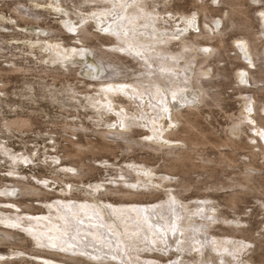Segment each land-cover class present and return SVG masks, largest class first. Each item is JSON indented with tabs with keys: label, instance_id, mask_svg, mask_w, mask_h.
<instances>
[{
	"label": "bare ground",
	"instance_id": "bare-ground-1",
	"mask_svg": "<svg viewBox=\"0 0 264 264\" xmlns=\"http://www.w3.org/2000/svg\"><path fill=\"white\" fill-rule=\"evenodd\" d=\"M7 1L10 0H0V2L6 3L8 5L9 3ZM13 1H16L14 2L15 8L13 9V12L15 13L16 17H18L19 21H22L25 24L31 23L40 26L42 25V22L47 24L46 17L36 11L33 6H29L26 3L27 1H31L32 3H34L38 0ZM113 1L114 0H86V2L89 4H103L102 6L104 10V17L114 13V11L108 10L111 6L110 3L115 7L117 6L116 2ZM130 1L119 0L120 5H118L117 7L118 9H120L124 6L126 10L129 11L125 13L128 19L123 22L122 25L115 24L114 29L110 30L107 35L101 36L98 31H93L89 27L90 25L88 26V19H84L79 26L78 23H72V27H69L73 32L78 31V34L74 36V39H81L89 48L95 51L94 58L96 59L97 63H95V61L90 62L86 59V55L91 52L87 49L84 50L80 47L79 49L72 48V50L69 52L62 46H59L58 49H60V51H64L63 57L62 53H58V51L57 54L54 53V55H52V51L56 52V49L54 48H52L51 51L50 48L42 49L47 52L50 51V55H52L53 59L51 61L50 59H48V61L46 62L47 64H53V66L51 67H27L23 64L18 63L14 59H8L5 61L9 65H11L9 69L2 68L0 64V75L5 76L11 73L24 74L36 72L37 74L41 75V78L51 77L54 82L62 81L64 78L68 80V78L73 76L75 77L74 79L78 80L79 82L85 83L87 86H96L101 88L100 92L104 95V97L107 100H110L109 102L112 101L113 108L110 107V110L112 112H118V116L124 117L123 114L126 112V114L128 113L129 117H131V119H134V121H146V124H141L139 122L130 123V119L123 120L127 124L130 123L129 126H126V131L124 130V128L123 130H120L121 127L120 129H118L117 125L110 126L109 124L105 130H91V128L86 126L84 122H82V124L80 125L76 121L74 122V120H76L74 118L73 122H70L66 119L67 116L69 117V115L65 116L66 122L62 120V124L60 126L64 131H66V133H69L70 135H80L81 132H87L91 130L92 134L84 135H86L87 137L97 136V140L92 141L88 139L86 140V142H81L79 140L75 141L72 138L66 139V141H69L70 144L68 148H66L71 149V151H69V153L67 152V157L66 155L65 157L69 159V165H72L74 168H76L72 169V171L77 170V173L69 172L67 174V176H69V180L66 181V189H63L61 191V194L66 195L70 193L71 196L74 195L72 191H70V189L78 185V183H75L76 181H80V184H82L83 187L84 185L89 184L84 183V181H86L85 179H88V177H92L90 173H94L97 168L85 162V159L91 160V157L94 158L95 155L100 156V154L102 155L103 153L115 154L117 148H122V150L129 155L130 151L134 153L136 151V148L139 147L140 150L150 149V151L153 150L155 152H161L162 155H159V157H162V159L165 160L163 167L167 170L166 172L169 175H172L178 171H181L185 174V177H182L183 179L179 182V185L181 187L180 191L172 192L171 187H173V184L164 185V188L170 187L168 191H166L168 195L176 194L182 199V195H184V193L186 192L188 193V191L191 190V186H196L197 184L201 185L203 183L206 184L204 186V192L209 189L213 190V192H218L219 190L222 191L226 189V191H224L228 196H226L225 200L227 204L229 203L228 205L232 207H237V205H239V201L244 202L243 200L247 199L245 197H248V195L258 197L259 199H261L262 197L264 198V53L260 51L261 46L262 48H264V20L260 19V27L262 29L256 31L254 29V26L252 25L254 23V20L252 21L253 18L249 13L250 7H246L244 0H221L222 4H225L230 8V12L228 13L227 17H223L224 19H222L224 28L218 31V29H215L216 26L213 27V24L211 25L214 17L212 13L217 10L213 9V7H210L209 4L206 3V1L202 0L203 2L200 3V5L195 6L196 10H199V14L201 16V19L203 20L204 27L202 29V32L196 35V33H194L193 31L194 35H190L189 37L184 38V40L178 42L176 38L164 35V31L162 33L154 31V28L151 29L152 32L138 31L143 28H149L150 26L153 27L154 21L152 20H156L161 14L160 9H156L157 5H153V7L150 8V5L148 3L150 1L152 3H155V1L157 0ZM179 1L181 2V0ZM159 2L160 1H158V3ZM194 3L197 4V1L194 0ZM118 9H116V11ZM95 16L97 19H100L102 21V18H100L102 15L95 14ZM67 18L68 17H62V23H64ZM185 21L186 20H184V22ZM68 26L69 24L67 25V27ZM120 26H122V29H120ZM129 26L137 32H134L132 33V35H130V33H122L117 31L126 30L125 28H128ZM0 27L3 29L8 28L4 25H0ZM156 29H158V27H156ZM45 31H47L49 35L48 37L39 35V38L42 39V41L52 40L54 33L62 32L61 30L53 26H47ZM158 31H160V29H158ZM234 32H241L243 34L244 37H242L241 40L246 41V43L250 44L252 52L251 56L254 58L252 59L254 63H250V61H248L246 65L238 64L237 68L235 69L236 73L235 71H231L228 67H220L219 65L221 62H225L222 61L224 57H228V60H234V62H232L231 64H236V61L239 60H243L242 62L244 63L245 54H243V52L234 50L236 51L235 56H231L229 54V48H231L232 45H229V41L225 36H227L229 33ZM18 36L19 34H10L11 39L20 38ZM6 38L7 36L4 35L0 30V51L2 52L10 49V45L4 42L6 41ZM94 39L100 42L99 46L108 45L110 47L108 48V50L97 48L96 44L94 43ZM190 39H194V41H190ZM186 40L190 41L192 46L188 43L186 44ZM236 40L238 41V39ZM196 45H198V47L205 46L207 53L202 49L200 51L192 49V47H196ZM128 46H130L131 48H139L141 49V51L149 52V55L145 56L146 61L144 63V70L130 65L129 61H126L128 55L124 56L122 54H124V48ZM207 46H211L212 49H210V51L212 50V52L209 51V48ZM200 52L203 53L200 54ZM5 56V53H3L0 57ZM199 58L200 60H198ZM216 58L218 63L217 61L214 62V59ZM27 60L29 59L26 58L24 61ZM134 60L138 62V59ZM66 65L67 67L65 68ZM194 66L196 67V69H194V77H192L191 80L190 77L182 75V73L186 74V70L193 71L192 68ZM234 66L236 67V65ZM79 70L80 74L84 77L82 79L76 78V72ZM181 71L182 73H180ZM246 73H248L250 76V83H248V81H244L247 77ZM43 74L45 75L44 77L42 76ZM130 77H134V79H129ZM231 78L236 79V81L232 83L238 85L239 94L243 95L246 94V92L255 93V95H253V98L256 105H259V107L258 109L255 107L254 112L257 116L259 113V126L257 125L254 129L258 131V137L256 135H249L244 128L246 120L252 122L256 121V118L255 120H251L248 115L244 114H242L241 117H238L237 120H232V123L229 124V127H227L224 131V137L218 136V134L216 136L213 131H211L210 129H205L202 126L200 118L204 115L203 106L208 107L210 105V103L207 101L208 99L209 101H212L214 105H221L222 101L224 100L222 96L224 94L222 87L225 86V84L221 82V79L227 81ZM85 79L90 80L87 81ZM91 79L95 80L91 81ZM132 82H134V84ZM244 83H246V85H244ZM130 84H133L137 87L132 88L130 87ZM126 87L127 89L132 90L130 93L134 94V96L137 94L136 96H138L140 100H143L144 103H140V105H138L139 102L136 103V100H134L133 102L130 101L129 103L117 100V97L119 98L118 95L125 94V91L123 89H126ZM189 87H192L191 89H194L195 92L200 93V95L202 96L203 106L192 107L193 104H186L187 110H182L184 108V105H180L182 106V109L180 108L177 110L174 109V107L176 106L174 105V107H172L174 112L172 113L170 119H168V121H170V128H168V130L164 133V127H166V125H164L166 124V117H160V113L157 111L155 112V110L152 109V106L157 107L158 109L159 107L156 103H151L148 93L150 92L157 99V101L162 104V95H167L168 97L169 95H173L174 97L176 95V97H178V95L182 94ZM261 94L262 97H258V95ZM58 98L59 97L57 95L55 97H52L53 101L57 100ZM250 98V96L246 95V102H244V100L241 101V103L244 102V104L240 107H244V109H246V113H250V111L252 110V100ZM144 99H146V101H144ZM74 100L76 101L75 96ZM147 101L151 104L149 113L148 111H146V109H144V105H146V107H149V105L146 103ZM116 102H118V104H116L118 106L114 105V103ZM94 103H97V99ZM132 103H134V105ZM141 105L142 109L138 107ZM64 106L65 105H63V108ZM72 107L77 108V106L75 105H72ZM134 107H138L140 111L136 109V113H132L131 111L135 110ZM172 109L170 110L172 111ZM67 112L68 111H65V113ZM31 113L34 112H30L29 114ZM152 113H154V115H152ZM138 115L142 117V120L138 119ZM31 116H24L20 113H17V117H15L14 119H7L3 127L8 131H30V129L33 128L32 126L35 125ZM75 117L81 119L80 115L78 114H76ZM92 117L96 116L92 115ZM227 117L230 120L232 119V115H228ZM101 119L102 117H100V120ZM137 126H142L144 129L148 130V133H146L147 136L144 139H136V135L138 132L132 127ZM176 127H178V129ZM244 135L246 137L245 139H247V142L243 138ZM138 136L139 135H137V137ZM141 136L143 135L141 134ZM237 138L240 139V142H237ZM162 141H166V143H169L170 145L163 144ZM121 143H124V147L120 146ZM182 143L186 145L185 148H183L184 146L182 147L180 145ZM207 144L218 149V156L215 159H212L209 154L205 155L202 152L198 153L200 149H198V147H201L202 145L205 147ZM219 147H228L229 149L220 150ZM245 148L249 149V153L245 154V156H249L250 160L248 163L246 162V160L239 162L238 158L235 157V155H239L238 151L240 149ZM147 158L150 159V157ZM262 158L263 161L260 162V159ZM230 162L231 164H229ZM226 164L228 165V168L230 165L235 168H231L232 170L229 168L232 171L233 175H225L226 173H223L224 170L222 169V166ZM146 166L148 167V165ZM194 169L202 171L201 174L206 175L205 179L201 181L198 180L190 182V177L188 175ZM224 169L226 171L227 168ZM13 170L14 171H10V173H13V176H17V178L13 181L14 184L11 188H9L8 185H6V187L8 188L0 187V195L1 197H4L3 199H0V204L14 205L16 207L15 204L18 202L15 199H9L8 197L10 193L12 194L14 192L13 190L19 191L22 196L46 195L41 188L23 181V175H21V173L18 172L17 169L13 168ZM58 170L59 168H56V171ZM123 170H125V168L121 167L120 171ZM134 171L136 172V174H139V172L141 171L147 172L145 171V168L142 169L140 167ZM64 173H66V170H64ZM130 173L131 172L127 171L125 173L119 174L115 180L110 181V185L106 183L92 185V187H96V189H93L90 185H88V187H86V189H88V192H85V196L90 197L98 193L99 197L101 198L118 197V199H121L122 202L123 200L128 199L135 201L144 199L146 197L145 191H137L139 187H136V184L134 183L135 180H133L134 176L130 175ZM131 176L132 178L131 180H129ZM70 179L77 180L70 183ZM149 179L151 180V178ZM168 179L171 181L174 178L168 177ZM0 181H3L1 177ZM153 185L161 186V183L153 182ZM195 190L198 191V189ZM204 195H206V198H208L209 194L204 193ZM72 198L74 197H71L70 199ZM95 200L96 197H90V199H84V201L87 203L82 202L79 205H72L64 200V202H66V206L60 204L51 205L50 207H48L50 212L49 216H44L41 219H33V221H30L31 219H29L30 224H26L27 226H23V224L21 223L24 222L22 221V218H24V215L22 213H19L17 211L15 212L16 215H14L15 213H12L13 211H9L7 209L2 210L0 211V244L5 245L10 243L14 246H16L18 242L24 244L26 242V238H24L20 233L16 231V226L20 225L19 227H21L25 231V233L32 237L33 245L36 248H41V250L44 251L42 252L45 253L46 256H53L54 259L60 260V263L55 262L54 264H87L90 263L91 260H93V262L90 264H120L116 260L112 258L111 260H109V258L104 256V249H116V253H120V251H118V249L121 248L120 244H124L123 246L125 247V249H128V251H132V249L136 251H144L145 249H147L145 245L142 246V249H136L134 245H130V243H132V241L134 240L139 241L138 245H142L144 243L143 237H150L149 240L151 239L154 247L162 242V239L160 238V232L162 231V229L154 228L153 226H151V224H148V220L146 221L144 217V215H146L144 212L145 209L140 207L136 208V206L124 205V208H121L112 205V212L121 224L119 225V227L122 226L125 231H123L124 233L122 231H117L116 233H114L113 231L109 232L103 227L105 224L100 220L95 219L94 214L90 212L93 207L99 214H103V210L97 208L98 206H95ZM194 200L195 203L196 201H199V199ZM20 203L21 202L18 203L20 209L25 206L26 210L22 209L23 211H30L31 213L32 210H36V207H34L33 205L27 206L25 205V203H23V205H21ZM177 203L180 204L183 210V212L181 211L177 215L182 217L186 216V218H183L182 220L183 223L181 227L183 232L182 239H180L183 243V245L182 243L180 244L182 253L183 251H185L186 253H191L194 250L198 251L196 244L193 243L197 241V239H194L197 237H190L192 233L193 235L195 233L192 230L200 232L205 228L210 227V225H206L207 223L199 225L195 221H192V219L195 217V215H193L191 212L192 206H189L185 201L184 203L177 201ZM262 205L264 206V199ZM202 208H205L206 210L207 206L204 205L202 206ZM175 209L177 210L179 208ZM84 210L89 215L86 214L87 216H84L82 213V211ZM177 212L178 211H176V213ZM13 216H17L19 219L16 220L15 218H13ZM84 218L89 219L85 220ZM81 223H86L88 225H91V227H84V225ZM110 225L111 224H109V226ZM114 226L117 225H115L114 223ZM114 226L111 225L110 229L112 230ZM218 231H220V229ZM232 231H234V233H241L242 235L246 234L248 237L244 238H246V240L248 239V241L250 240V243H257L258 249L261 248L264 244V240H260L259 238L260 236L264 238V234L262 233L258 238H254L248 235L249 231L247 230L232 229ZM112 232L115 235H112L111 237L110 234H112ZM123 234L128 237V239H126L125 241L124 239H120V236ZM154 237H156V239H154ZM187 237H189L190 240L187 241ZM77 241L82 244V246L78 247L76 243ZM188 242L194 244L193 250H190V247L188 248ZM214 243L216 244L214 245ZM224 243L225 242L218 240L217 242L214 241L212 244L215 247L217 246V249L221 250L222 248H226L228 246L224 245ZM117 244L119 246L118 249L117 247L115 248ZM184 244H187V246H184ZM232 245L236 250L239 251H241L242 249H249L246 247L249 246L247 243H238V245L233 243ZM86 249L90 250L91 253H83ZM152 250V248L147 249V251ZM200 251H202V248L200 249ZM200 251H198V254L201 256L203 252ZM14 255L17 254L13 253L12 256ZM134 256V252H132L131 258ZM137 258L139 259L140 257ZM259 258L260 261H256L252 258V264H264V255H260ZM87 259H89L90 261H87ZM189 260V262H191L190 264H196L197 261H199L200 264L201 262L206 264V261L199 260V258L195 259V257H191ZM152 262L153 261L147 264H152ZM0 264H18V262H13V260L5 261V258L2 257V260H0ZM48 264H50V262ZM124 264H126V261H124ZM244 264H248V262H244Z\"/></svg>",
	"mask_w": 264,
	"mask_h": 264
},
{
	"label": "rangeland",
	"instance_id": "rangeland-1",
	"mask_svg": "<svg viewBox=\"0 0 264 264\" xmlns=\"http://www.w3.org/2000/svg\"><path fill=\"white\" fill-rule=\"evenodd\" d=\"M114 1L116 2L117 6L120 5L119 0ZM158 1L160 2L158 3ZM196 1L197 4L194 3V0H181V2L179 0H157L155 1V3H152L151 1L148 2L150 8L153 7V5H157L156 9H160L161 14L156 20H152L154 21L153 27L150 26L149 28H143L138 31L152 32L151 29L154 28V31H157L159 33H162L164 31V35L174 37L178 42L184 40V38L189 37L190 35H194V33H196V35L200 34L204 25L203 20L201 19V16L199 14V10H196L195 6L200 5V3H202L203 1ZM204 1H206V3H208L210 7H213V9L217 10L212 13L214 17L212 20L213 23L211 22V25L213 24V27L216 26L215 29H218V31L222 30L224 28L222 19H224L223 17H227L228 13L230 12V8L227 7V5L222 4L221 0ZM7 2L9 3L8 5L6 3L0 2V25L8 27L5 29L0 27V30L4 35L7 36L6 41L4 42L10 45V49L4 52L0 51V56L3 53H5L6 55L5 57H0V64L2 68L6 69H9L11 66L7 62H5L8 59H14L18 63L23 64L27 67H51L53 66V64H47L46 61H48V59H50L51 61L53 59L52 55H54V53L57 54L58 51V53H62V57L64 56V51H60V49H58L59 46H62L69 52L72 50V48L79 49L80 47L84 50L87 49L91 52L86 55V59L90 62L95 61V63H97L96 59L94 58L95 51L89 48L81 39H74V36L78 34V31L73 32L69 27H72V23H78L79 26L84 19H88V26L90 25L89 27L93 31H98L101 36H104L107 35L110 30L114 29L115 24L122 25L123 22L128 19L125 13L129 12L124 6L118 9L117 6L115 7L110 3L111 6L108 10L114 11V13L104 17V10L102 6L103 4L101 3L89 4L86 2V0H38L34 3H32L31 1H27L26 3L29 6H33L36 11L46 17L47 24L42 22V25L40 26L31 23L25 24L22 21H19L18 17H16L15 13L13 12V9L15 8L14 2L16 1L10 0ZM244 3L246 4V7H250L249 13L253 18L252 21L254 20V23L252 24L254 26V29L256 31H259L260 29H262L260 27V19L264 20V0H244ZM116 9L118 10L116 11ZM218 10H220L221 12ZM95 14L102 15L100 17L102 18V21L100 19H97ZM62 17H68L66 21H64V23H62ZM184 20L186 21L184 22ZM68 24L69 26L67 27ZM47 26H53L61 30L62 32L54 33L52 40L42 41V39L39 38V35L48 37L49 34L47 33V31H45ZM156 27H158L160 31H158ZM185 27H187L188 29ZM120 29H122V26H120ZM125 29L126 30L117 31L122 33H130V35H132V33L134 32H137L130 26ZM10 34H19L18 37L20 38L11 39ZM241 34V32H234L229 33L225 37L228 39L229 45H232L231 48H229V54L231 56H235L236 51L243 52V54H245L244 63L242 62L243 60H239L236 61V64H231L232 62H234V60H228V57H224L222 61L225 62H221L219 64L220 67H228L231 71H235L238 64L246 65L248 61H250V63H254V61H252V59L254 58L251 56L252 52L250 44L246 43V41L241 40L242 37H244L243 34ZM236 39H238V41ZM190 41H194V39H190ZM190 41L186 40V44L188 43L191 45ZM94 43L96 44L97 48H101L104 50H108V48L110 47L108 45L99 46L100 42L96 39H94ZM207 47L209 48V51L210 49H212L211 46ZM48 48H50V51L52 50V48H54L56 49V52L52 51V55H50V51L47 52L42 50ZM205 48V46L198 47V45H196V47H192V49L196 51H200L202 49L207 53V50ZM261 48L262 46L260 47V51L264 53V48ZM210 52H212V50ZM123 53L124 54L122 55L124 56L128 55L126 61H129L130 65L144 70V63L146 61L145 56H148L149 52L141 51V49L139 48H131L130 46H128L124 48ZM202 53L200 52V54ZM26 58H28L29 60L24 61ZM134 59H138V62H136ZM198 60H200V58ZM215 61H217V58L214 59V62ZM234 65H236V67ZM66 67L67 65L65 66V68ZM192 69L193 71L186 70V74L182 73V71L180 73H182V75L190 77L191 80L192 77H194V69H196V67L194 66ZM40 76L41 75L37 74L36 72L24 74L11 73L6 76L0 75V145H2L0 146V177L3 179L2 182L0 181V187H6V185H8V187L11 188L13 186V181L16 180L17 176H13V173H10V171H14L13 168H15L18 172L21 173V175H23V181L41 188L46 195L22 196L19 191L13 190L14 192L8 195L9 199H15L18 203L21 202V205H23V203H25V205L27 206L33 205L34 207H36V210H32L31 213L30 211H23L22 209L26 210L25 206L20 209L18 203H16V207L14 205L0 204V211L7 209L9 211H13L12 213H15L17 211L19 213H22L24 215L22 221L24 222L21 223L23 224V226H27L26 224H30L29 219H31L30 221H33V219H41L44 216H49L50 212L48 207H50L51 205L60 204L66 206V202L72 205H79L80 203L85 202L84 199L96 197L95 206H98L97 208L102 209L103 214H99L93 207L90 212L94 214L95 219H98L105 224L103 227L109 232L113 231L114 233H116L117 231H125L122 226H120V229L119 225L121 224L112 212V205L121 208H124V205L143 208L145 209L144 212L146 214L144 215L145 220H148L147 223L151 224V226H153L154 228L162 229V231L160 232V238L162 239V242L155 247L153 246L151 239L149 240L150 237H143L144 243L142 245H138L139 241L137 240H134L132 241V243H130V245H134L136 249H142V246L145 245L147 249L152 248V251H147V249H145L144 251H136L133 249L132 251H128V249H125V247L123 246L124 244H120V249H118L119 246L117 244L115 248L117 247L120 253H116V249H104V256L109 258V260H111L112 258L120 264H124V261H126V264H147L151 261H153L152 264H188L191 257L206 261V264H244V262L252 264L251 261L253 259L256 261H260L259 256L264 255V244L261 248L258 249L257 243H250V240L248 241V239L246 240V238H244L248 237L246 234L242 235L238 232L234 233L232 229L247 230L249 231L248 235L254 238H258L261 233L264 234V206L262 205L264 198L262 197L261 199H259L258 197L248 195V197H245L247 199L243 200L244 202L239 201L240 203L238 202L239 205H237V207H232L228 205L229 203L227 204L225 200L226 196H228L227 193H225L226 189H224L225 191L219 190L218 192H213V190L209 189L204 192V186L206 184H203L202 182L201 185L194 183L197 185L191 186V190L189 189L190 191H188V193H184V195H182V199L176 194L168 195L166 191H168L170 187L164 188V185L173 184V187H171V191H180L181 187L179 185V182L185 177V174L181 171H178L176 173L173 172L174 174L172 175H169L166 172L167 170L163 167L165 160H163L162 157H159V155H162L161 152H155L153 150L150 151V149L140 150L138 147L136 148V151L134 153L130 151L128 155L122 150V148H117L115 154L103 153L102 155L100 154V156L95 155L94 158L91 157V160L85 159V162L95 166L97 170H95L94 173H90L92 177H88V179H85L87 182L84 181V183H89L88 185H90L91 187L92 185L103 183L110 185V181L115 180L119 174L129 171L131 172L130 175L134 176L133 180H135L134 183L136 184V187H139L137 191H145L146 193V197L144 199H141L140 201L128 199L123 200L122 202L121 199H118V197L101 198L99 197L98 193H94V196L86 197L85 192H88V189H86L88 185H84L83 187L82 184H80V181H76L77 179H70V183L74 181H76L75 183H78V185L70 189V191H72L74 195L71 196L70 193L62 195L61 191L63 189H66V181L69 180V176H67V174L69 172L77 173V170L72 171V169L76 168H74L72 165H69L70 161L66 158L67 152L69 153V151H71V149H67L70 144L69 141H66V139L72 138L75 141L79 140L81 142H86V140L88 139L96 141L97 136L87 137L84 134L90 135L92 134L91 130L94 129L105 130L106 127H108V124L110 126L117 125L118 129H120L121 127L120 130H123L124 128V130L126 131V126H129L130 123L139 122L141 124H146V121H134V119H131V117H129V114H126V112L123 114L124 117L118 116V112H112L110 110L111 108H113L112 101L109 102L110 100H107L104 97V95L100 92L101 88L99 87L87 86L85 83L79 82L78 80L74 79L75 77L73 76L68 78V80L64 78L62 81L57 82H54L51 77H44V74L42 75L44 78H41ZM246 76V80L244 81H248V83H250L249 74L246 73ZM76 78H84L80 74V70L76 72ZM129 79H134V77H130ZM85 80L89 81L90 79ZM93 80L95 79H91V81ZM234 81H236V79L231 78L227 81L221 79V82L225 84V86L222 87L224 93L222 95L224 98L221 103L222 106L214 105V103H212V101H209L208 99L207 101L210 103V105L208 106L209 108L203 106L202 96L200 95V93L195 92L194 89H191L192 87H189L180 95L177 94L178 97H176V95L175 97L173 95H169V97L167 95H162V104L159 103L157 99L149 92L148 95L151 103H156L159 107L158 109L157 107L152 106V109H154L155 112H159L160 117H166V124H164L166 125V127H164V133L168 130V128H170V121H168V119H170L172 113L174 112L172 107L176 105L174 109L178 110L180 108L182 109V106L180 105H184V108L182 110H187L186 104H193L192 107L203 106L204 115L200 118L202 126L205 129H210L211 131H213L216 136L218 134V136L224 137V131L227 127H229V124L232 123V120L235 121L238 119V117H241L242 114H244L248 115L251 120H255L256 118V121L252 122L246 120L244 128L249 135H256L258 137V131L254 129L257 125L259 126V113L257 112V116L254 112L255 107L257 109L259 107V105H256L253 98V95H255V93L246 92V94L243 95L239 94L238 85L232 83ZM132 83L134 84V82ZM133 84H130V87H137ZM244 85H246V83H244ZM123 90L125 91V94L118 95L119 98L117 97V100L125 101L126 103L136 100V103L139 102L138 105H140V103H144L143 100H140V98L136 96L137 94L134 96V94L130 93L132 90L127 89V87ZM56 95L59 98L53 101L52 97H55ZM246 95L250 96V99L252 100V110L250 111V113H246V109H244V107H240L244 104V102H246ZM74 96L76 97V101L74 100ZM260 96L262 97V94L258 95V97ZM96 99L97 103H94ZM146 99H144V101H146ZM242 100H244V102L241 103ZM146 103L149 105V107H146V105H144V109H146V111H148L149 113L151 104L148 101ZM116 104H118V102L114 103V105ZM132 104L134 105V103ZM63 105H65L64 108ZM72 105L77 106V108L72 107ZM138 107L142 109V105ZM138 107H134L135 110L131 112L136 113V109H138ZM140 109H138V111H140ZM170 109H172V111ZM65 111H68V114L65 113ZM30 112L34 113L29 114ZM17 113H20L24 116L32 115L31 117L35 125L32 126L33 128L30 129V131H8L3 127L4 123H6V120L14 119L15 117H17ZM76 114L80 115L81 119L76 118ZM67 115H69V117ZM92 115H95L96 117H92ZM152 115H154V113H152ZM228 115H232L231 120L228 119ZM65 116H67L66 119L70 122H73L74 119H76L74 120V122L76 121L80 125L82 124V122H84L86 126L91 128V130L87 132H81L80 135H70L69 133H66V131H64L60 126L62 124V120L66 122ZM100 117H102L101 120ZM126 119H130V123L127 124L125 123V121H123ZM138 119L142 120V117L138 115ZM132 128L136 129L138 132L137 135L139 136L137 137L136 135V139L141 140L147 136L146 133H148V130L144 129L142 126ZM176 128L178 129V127ZM141 134L143 136H141ZM243 138L247 142V139H245V135L243 136ZM236 140L237 142H240V139L237 138ZM162 142L163 144L170 145L169 143H166V141ZM180 145L182 147L184 146L183 148H185L186 146L183 143ZM120 146L124 147V143H121ZM221 148L222 147H219L220 150L229 149L228 147H223L222 149ZM198 149V153L202 152L205 155L209 154L212 159H215L218 156V149L212 147L211 145L209 146L207 144L205 147L202 145L201 147L199 146ZM240 150L238 151L239 155L237 154L235 155V157L238 158L239 162L246 160V162L248 163L250 159L249 156H245V154L249 153V149L245 148ZM147 157H150L151 160ZM262 161L263 158L260 159V162ZM144 162L147 164H145ZM229 164H231V162ZM146 165H148V167ZM230 166V169L234 168L232 165ZM121 167H124L125 170L120 171ZM139 167L142 169L145 168V171L147 172L141 171L139 172V174H136L134 170ZM222 167L221 168L224 170L223 173H226L225 175H233L231 171L232 169L230 170L227 164L223 165ZM56 168H59V170L56 171ZM224 168H227V172ZM64 170H66V173H64ZM201 173L202 171L194 169L188 175L190 177L189 181L194 182L198 180H204L206 175H202ZM132 176L129 180H131ZM148 177L151 178V180ZM168 177H173L174 179L170 181V178L168 179ZM153 182H159L161 183V186L153 185ZM93 189H96V187H94ZM195 189H198V191ZM204 193L209 194L208 198H206L207 196L204 195ZM71 197L74 198L70 199ZM3 198L4 197H1L0 195V199ZM194 199H199V201H196L197 204L195 203ZM64 200L66 202H64ZM176 200L182 203H184L185 201L189 206H192L191 212L193 215H195L192 221H195L199 225L204 223H207L206 225L208 226L210 225V227H207L200 232L191 229L195 233L194 235L192 233L190 237H197L194 238L197 239V241L193 243L196 244L198 251H200V249L202 248V251L200 252H203V254L201 256L198 254L197 250H194L191 253H186L185 251H183L182 253V248L180 247L182 240L180 239H182L183 232L181 227L183 223L182 220L183 218H186V216L182 217L177 215L181 211L183 212V210ZM171 203L173 206L171 205ZM203 204L207 206V208H210H206L205 210V208H202V206H204ZM175 208L179 209L176 210ZM176 211L178 212L176 213ZM82 213L84 216L89 215L85 210L82 211ZM14 215H16V213ZM13 218H15L16 220L19 219L17 216H13ZM89 218L84 219L86 220ZM114 223L117 226H114ZM81 224H83L84 227H91V225H88L86 223ZM109 224L114 226L112 230L110 229L111 225L109 226ZM163 224L167 225L164 226ZM19 226H16V231L20 233L24 238H26V242L24 244L18 242L19 245L17 243L16 246L11 245L10 243L5 245L0 244V260H2L3 257L5 258V261L13 260V262H18V264H48L49 262L50 264H54L55 262L60 263L59 259H54L53 256L48 257V255L46 256V254L43 253L44 251L41 250V248H36L33 245L32 237L25 233V231ZM219 229L220 231H218ZM113 232L112 234H110L111 237L112 235H115L113 234ZM259 238L260 240H264L262 236H260ZM120 239H124L125 241L126 239H128V237L123 234L120 236ZM154 239H156V237H154ZM186 240H190L189 237H187ZM218 240L225 242L224 245L228 246L226 248H222L221 250L217 249V246H214L216 243H214V245L212 243L214 241L217 242ZM76 243L78 247L82 246V244H80L78 241ZM193 243L188 242V248L190 247V250L194 249ZM233 243L237 245L238 243H247L249 246L246 247L249 249H242L241 251L236 250L232 245ZM184 246H187V244H184ZM132 252H134L135 256L131 258ZM13 253L17 255L12 256ZM83 253L90 254L91 251L86 249ZM136 255L140 258L138 259ZM87 261L90 260L87 259ZM92 262L93 260L90 261V263ZM190 263L191 262H189V264ZM196 264H200V262L197 261ZM201 264L204 263L201 262Z\"/></svg>",
	"mask_w": 264,
	"mask_h": 264
}]
</instances>
